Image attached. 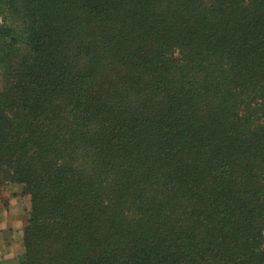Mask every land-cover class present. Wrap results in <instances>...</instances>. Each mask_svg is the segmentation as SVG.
Returning <instances> with one entry per match:
<instances>
[{
    "label": "trees",
    "instance_id": "trees-1",
    "mask_svg": "<svg viewBox=\"0 0 264 264\" xmlns=\"http://www.w3.org/2000/svg\"><path fill=\"white\" fill-rule=\"evenodd\" d=\"M21 264H264V0H0V189Z\"/></svg>",
    "mask_w": 264,
    "mask_h": 264
},
{
    "label": "crops",
    "instance_id": "crops-1",
    "mask_svg": "<svg viewBox=\"0 0 264 264\" xmlns=\"http://www.w3.org/2000/svg\"><path fill=\"white\" fill-rule=\"evenodd\" d=\"M25 224V208L0 209L1 264H21L22 230Z\"/></svg>",
    "mask_w": 264,
    "mask_h": 264
},
{
    "label": "rangeland",
    "instance_id": "rangeland-1",
    "mask_svg": "<svg viewBox=\"0 0 264 264\" xmlns=\"http://www.w3.org/2000/svg\"><path fill=\"white\" fill-rule=\"evenodd\" d=\"M22 184L12 183L3 186L0 189V209H7L12 206L18 207L21 206L22 209L25 208V220L28 216L30 210V196L26 194L23 190ZM23 248V245H22ZM22 254L20 260H22Z\"/></svg>",
    "mask_w": 264,
    "mask_h": 264
},
{
    "label": "built area",
    "instance_id": "built-area-1",
    "mask_svg": "<svg viewBox=\"0 0 264 264\" xmlns=\"http://www.w3.org/2000/svg\"><path fill=\"white\" fill-rule=\"evenodd\" d=\"M1 262H2V252L0 250V264H1Z\"/></svg>",
    "mask_w": 264,
    "mask_h": 264
}]
</instances>
